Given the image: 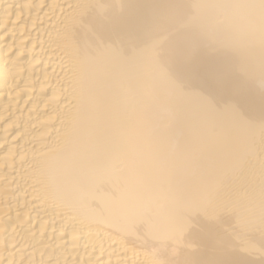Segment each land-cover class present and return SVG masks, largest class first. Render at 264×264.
<instances>
[{
    "label": "bare ground",
    "instance_id": "obj_1",
    "mask_svg": "<svg viewBox=\"0 0 264 264\" xmlns=\"http://www.w3.org/2000/svg\"><path fill=\"white\" fill-rule=\"evenodd\" d=\"M0 264H264V0H0Z\"/></svg>",
    "mask_w": 264,
    "mask_h": 264
}]
</instances>
